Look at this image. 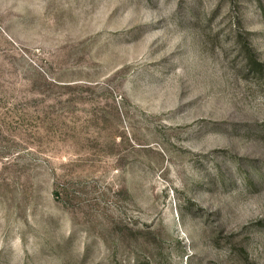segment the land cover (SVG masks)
I'll use <instances>...</instances> for the list:
<instances>
[{"label": "rangeland", "instance_id": "obj_1", "mask_svg": "<svg viewBox=\"0 0 264 264\" xmlns=\"http://www.w3.org/2000/svg\"><path fill=\"white\" fill-rule=\"evenodd\" d=\"M0 264H264V0H0Z\"/></svg>", "mask_w": 264, "mask_h": 264}]
</instances>
